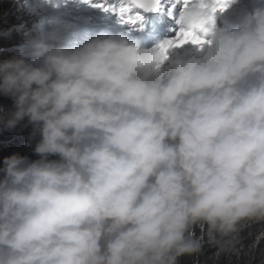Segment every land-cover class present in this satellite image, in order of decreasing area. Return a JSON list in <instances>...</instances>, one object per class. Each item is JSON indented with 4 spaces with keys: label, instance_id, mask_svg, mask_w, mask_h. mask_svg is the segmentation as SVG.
<instances>
[{
    "label": "clouds",
    "instance_id": "clouds-1",
    "mask_svg": "<svg viewBox=\"0 0 264 264\" xmlns=\"http://www.w3.org/2000/svg\"><path fill=\"white\" fill-rule=\"evenodd\" d=\"M14 4L0 0V264H181L205 245L238 254L242 231L264 256V0L161 13L203 37L166 57L168 35L122 27L120 0L99 9L121 27L83 35L70 10Z\"/></svg>",
    "mask_w": 264,
    "mask_h": 264
},
{
    "label": "snow or ice",
    "instance_id": "snow-or-ice-1",
    "mask_svg": "<svg viewBox=\"0 0 264 264\" xmlns=\"http://www.w3.org/2000/svg\"><path fill=\"white\" fill-rule=\"evenodd\" d=\"M196 0H120L121 4L127 3L132 6L131 14L121 17V23L128 25H138L144 18V13H167L169 19L175 18V11L179 7L181 10L187 8L190 4L195 3ZM215 7L211 8V12H223L227 7L229 0H212ZM98 8L107 11L111 6L112 11L115 12V0H95L94 3ZM208 20L212 19L211 15L205 13ZM202 43L203 37L195 33L186 31L184 29H173L168 37L160 42L158 48L160 49L162 57H166L167 50L170 47L183 45L184 43Z\"/></svg>",
    "mask_w": 264,
    "mask_h": 264
},
{
    "label": "trees",
    "instance_id": "trees-1",
    "mask_svg": "<svg viewBox=\"0 0 264 264\" xmlns=\"http://www.w3.org/2000/svg\"><path fill=\"white\" fill-rule=\"evenodd\" d=\"M241 236L238 254H218L216 248L205 245L202 254L181 257V264H264L250 234L242 231Z\"/></svg>",
    "mask_w": 264,
    "mask_h": 264
},
{
    "label": "rangeland",
    "instance_id": "rangeland-1",
    "mask_svg": "<svg viewBox=\"0 0 264 264\" xmlns=\"http://www.w3.org/2000/svg\"><path fill=\"white\" fill-rule=\"evenodd\" d=\"M20 144L22 145V144H28V143L27 141L23 140V141H20ZM33 148L34 147L31 148L32 151H33ZM25 155L28 156L30 159H35L36 157H38L37 154H35L34 152H26Z\"/></svg>",
    "mask_w": 264,
    "mask_h": 264
},
{
    "label": "bare ground",
    "instance_id": "bare-ground-1",
    "mask_svg": "<svg viewBox=\"0 0 264 264\" xmlns=\"http://www.w3.org/2000/svg\"><path fill=\"white\" fill-rule=\"evenodd\" d=\"M59 17V14L57 13V15H56V18H58ZM149 36H151V35H149ZM13 143H9V144H7V145H4V147L5 148H11L10 146L12 145Z\"/></svg>",
    "mask_w": 264,
    "mask_h": 264
}]
</instances>
